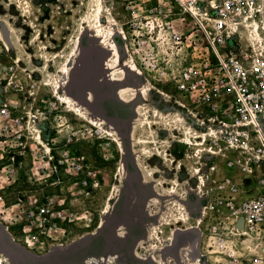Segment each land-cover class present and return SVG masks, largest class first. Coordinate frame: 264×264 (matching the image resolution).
<instances>
[{
	"label": "rangeland",
	"instance_id": "374dc122",
	"mask_svg": "<svg viewBox=\"0 0 264 264\" xmlns=\"http://www.w3.org/2000/svg\"><path fill=\"white\" fill-rule=\"evenodd\" d=\"M14 1L0 0V55L15 61L17 55L24 59L33 56L27 62L23 60L21 67L35 83L36 109L40 113L47 108L52 110L37 128L42 130L43 139L52 140L56 152H60L65 135L55 122L65 118L81 129L83 139L71 150L85 156L96 170L99 184L86 190L69 186L52 189L45 184L31 188L39 201L48 195L57 198L56 204L62 203V207L56 209L62 217L41 228L37 224L35 238H28L30 247L25 245L18 228L12 227L11 233L5 231L10 244L25 249L27 264H57V257L66 255L79 257L70 258L69 264H203V254H207V207L216 197L229 194L226 180L240 189V198L255 196L260 174L242 172L236 165L226 167L228 160L239 157L233 151H211L214 148L217 152L214 129L202 124L200 115L196 118L183 110L184 102L176 105L169 86H164V90L154 87L137 72L122 66L125 58L137 64L127 27L123 26L127 20L124 0H102L104 12L117 21L115 29L123 33L120 39L104 23V33L114 32L108 36L118 51L120 62L115 69L123 75L119 82L110 78L112 71L105 61L109 53L93 38L92 25L84 22L90 0H19L28 8L24 15L10 5ZM263 21L264 11L260 23ZM81 30L83 34L78 39ZM41 46L47 49L49 59L53 53L61 56L52 59L49 72L63 86L58 83L54 89L44 87L43 76L33 72L41 66ZM64 68L67 71L63 73ZM82 71L91 88H78L77 78ZM124 87L132 93L129 103L120 102L117 95ZM141 88L148 89L146 96L139 92ZM64 96L85 109L91 119L98 120L102 134L95 124L75 118L68 111ZM139 113H147L156 125L150 128L140 123ZM185 127L194 141L195 133H209L203 147L180 142ZM113 132L120 136L122 148L113 142ZM128 135L135 139L133 147ZM152 138L172 143H144ZM121 162L123 172L119 175ZM28 164L29 161L24 162L21 172L24 183ZM16 187L21 188L20 184ZM6 208L9 209L4 219L13 222L19 207H13L10 201Z\"/></svg>",
	"mask_w": 264,
	"mask_h": 264
},
{
	"label": "built area",
	"instance_id": "2783aa9c",
	"mask_svg": "<svg viewBox=\"0 0 264 264\" xmlns=\"http://www.w3.org/2000/svg\"><path fill=\"white\" fill-rule=\"evenodd\" d=\"M124 1L123 26L143 81L163 90L169 86L176 105L184 102L183 110L214 129L217 152L211 151L239 157L226 167L260 174L255 196L240 198V189L226 180L229 194L207 207L203 263L264 264V49L255 50L245 39L247 24L263 20L264 0ZM24 71L14 58L0 55V224L9 232L18 228L30 247L37 224L41 228L62 217L57 198L39 201L31 188L86 190L99 183L85 156L71 150L83 139L81 129L65 118L55 122L65 135L60 152L53 150L52 140L43 139L37 124L52 110L36 109V86ZM10 201L19 207L13 222L4 219Z\"/></svg>",
	"mask_w": 264,
	"mask_h": 264
},
{
	"label": "bare ground",
	"instance_id": "6f19581e",
	"mask_svg": "<svg viewBox=\"0 0 264 264\" xmlns=\"http://www.w3.org/2000/svg\"><path fill=\"white\" fill-rule=\"evenodd\" d=\"M90 2H91V7L88 9V11L86 12V14L84 16V22H87V23L92 25L91 28H92L93 33H94L93 38L97 40L98 45L101 48L105 49L109 53V55L106 57L105 61H106L107 68L110 69V71H112V73L110 74V78L112 81L119 82L122 79L123 75L120 72V70L115 69L117 64H119L118 63V61H119L118 60V51H117L116 44L109 38L108 35H109V33L112 34V33H114L113 31H115V34L120 39H123V33L118 28L115 29V27L118 26L117 21H115L112 18V16H110L109 14L104 12L102 0H90ZM10 5H15L16 9H18L23 15L28 14L27 6L21 4V2L19 0L11 2ZM24 18H27V17L24 16ZM104 23L107 25V27H110L113 31L111 32L109 30L108 33H104ZM9 32H12L11 27L9 29ZM82 34H83V30H81V32L78 36V39L82 36ZM245 39H246V42L248 44H250L255 50L261 51L262 49H264V48H262V47H264V21L262 23H257L256 21L251 20L247 24ZM2 41L5 43L6 47L8 48V44H6V42L4 41L3 38H2ZM76 43L77 42H75V44ZM40 49L43 51L42 55L40 56L42 58L41 59V66L36 67L33 70V72H37L43 76V81L41 82L42 86L54 89V87L59 82L54 80L53 77L50 75L49 68H50V64L52 62V59L55 60L56 58L61 57V56L57 55V53H53L51 56L52 59H49V57L46 55L47 49L44 46H41ZM27 56H28V54H27ZM32 58H33V56H28L24 59L20 55H17L16 62L18 64H21L23 62V60H25V62H27V61H29V59H32ZM122 66L127 67L129 69V71H131L133 73L137 72V68H136L134 61L133 60L131 61L129 58L128 59L125 58L122 61ZM66 71H67V68H64L63 73ZM137 74L139 77L141 76L138 72H137ZM129 83L131 84V82H129ZM58 85L63 86V83L61 82V84L59 83ZM139 92L141 93V95L146 96L148 89H146V88L142 89L141 88L139 90ZM117 95L119 97L120 102H123V103L131 102V99H132L131 90H128L125 87L120 88L117 91ZM64 99H65L64 102L67 104L68 111L71 112L73 114V116H75V118H77L79 120H87V121L91 122V124H95L97 127V132L101 133V131H102V130H100L101 129V123L98 120L91 119L89 117L87 111L85 109H83L81 106L77 105L69 97L64 96ZM138 117H139V122L142 123L143 125L147 126V127L151 128L152 126L156 125V122L154 120H152L147 113H143V114L139 113ZM180 122H183V121H180ZM34 129H35V137H36L38 143L41 144V141H42L41 135H40L37 128H34ZM188 130L189 129L187 127H185V136H184V138H182L180 140V142H182L186 145H194L198 149L203 147L206 140H207L206 138L209 136V133H206L204 131H202L200 134L195 133L193 136V138H195V141H194L189 137V134H188L189 131ZM210 132H211V130H210ZM127 137H128L127 139H128L129 145H131L130 147H133V143L135 142V139L131 135H128ZM111 138H112L113 142H115L119 148H122V141H121V138L119 135H117L116 133L113 132ZM144 143L145 144H156V145H158V144L169 145L170 143H172V140L171 141L170 140L161 141V140H157L155 138H152L150 140L144 141ZM161 159L165 160L166 158L163 157ZM117 171H118L117 173H119V175L122 174V172H123V163L122 162L119 163V167H118ZM197 171L198 170H196V172ZM181 218L183 219V217H181ZM0 255L2 256V257H0V264H4V262L6 260H10L11 264H14V262L10 259V257L5 252H2L0 250Z\"/></svg>",
	"mask_w": 264,
	"mask_h": 264
},
{
	"label": "water",
	"instance_id": "95a60500",
	"mask_svg": "<svg viewBox=\"0 0 264 264\" xmlns=\"http://www.w3.org/2000/svg\"><path fill=\"white\" fill-rule=\"evenodd\" d=\"M83 80H85V82ZM90 85L91 84L88 82V80L86 79L85 74L82 71V73H80L78 78H77V86H78V88L79 87L83 88L85 86L90 87ZM241 226H242V219H240L238 221V227L241 228ZM0 250L2 252H5L10 257V259L13 262H15L16 264H27V262H26V260L24 258L27 255L25 249H21L19 247H15V246L10 244V242L8 241V237L6 235L5 229H4V227L2 225H0ZM70 258H74V259L77 260L79 257L76 258L73 255H71V256H68V255L59 256V257H57V261H58L57 264H69L68 261H69ZM203 264H205V263H203Z\"/></svg>",
	"mask_w": 264,
	"mask_h": 264
}]
</instances>
